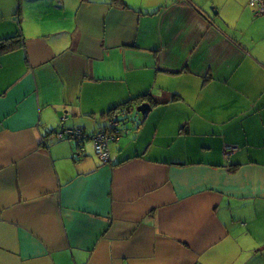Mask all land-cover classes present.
Segmentation results:
<instances>
[{"label":"crops","instance_id":"0c3cea01","mask_svg":"<svg viewBox=\"0 0 264 264\" xmlns=\"http://www.w3.org/2000/svg\"><path fill=\"white\" fill-rule=\"evenodd\" d=\"M123 1L0 0V264H264V14Z\"/></svg>","mask_w":264,"mask_h":264},{"label":"built area","instance_id":"2783aa9c","mask_svg":"<svg viewBox=\"0 0 264 264\" xmlns=\"http://www.w3.org/2000/svg\"><path fill=\"white\" fill-rule=\"evenodd\" d=\"M249 4L255 6L256 12L258 14H264V0H250ZM123 120H117L110 118L108 126L102 130H99L95 135H93L94 141V152L101 161H106L109 159L108 143L117 138L118 135L123 134L126 130L123 127ZM83 134L79 130H74V128H60L56 136L58 138H81Z\"/></svg>","mask_w":264,"mask_h":264},{"label":"trees","instance_id":"16d2710c","mask_svg":"<svg viewBox=\"0 0 264 264\" xmlns=\"http://www.w3.org/2000/svg\"><path fill=\"white\" fill-rule=\"evenodd\" d=\"M114 1L117 2L122 7L127 6L123 0H114ZM13 38H15V36L10 35V36H7V37L0 40L1 41L0 42V51H8V50L13 49L17 44V42L14 41ZM58 130H55L54 133L56 134ZM64 138H66V137H64Z\"/></svg>","mask_w":264,"mask_h":264},{"label":"water","instance_id":"95a60500","mask_svg":"<svg viewBox=\"0 0 264 264\" xmlns=\"http://www.w3.org/2000/svg\"><path fill=\"white\" fill-rule=\"evenodd\" d=\"M151 106L149 103H141L136 107V111L140 112L142 115V119H145L148 112L150 111Z\"/></svg>","mask_w":264,"mask_h":264},{"label":"rangeland","instance_id":"374dc122","mask_svg":"<svg viewBox=\"0 0 264 264\" xmlns=\"http://www.w3.org/2000/svg\"><path fill=\"white\" fill-rule=\"evenodd\" d=\"M120 117V116H119ZM129 119L131 120L128 126L134 125L138 120L141 118V113L136 111L135 109L131 111V113L128 115Z\"/></svg>","mask_w":264,"mask_h":264}]
</instances>
